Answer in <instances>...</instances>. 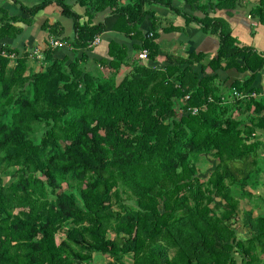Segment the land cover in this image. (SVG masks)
<instances>
[{
    "label": "trees",
    "instance_id": "1",
    "mask_svg": "<svg viewBox=\"0 0 264 264\" xmlns=\"http://www.w3.org/2000/svg\"><path fill=\"white\" fill-rule=\"evenodd\" d=\"M7 1L0 0V264H93L96 253L105 264L125 259L131 264H238L240 248L242 264H260L250 249L258 243L264 252V216L246 213L252 233L246 242L227 221L238 206L230 185L250 186L257 165L252 156L262 143L252 139L256 128L264 129V96L223 98L216 85V72L236 69L250 76L228 89L258 92L253 86L264 70V55L240 46L229 22L216 15H231L244 0H185L197 4L202 17L184 11L177 0H34L33 5L10 0L12 10L4 6ZM52 4L73 21L75 58L57 57L58 49L50 47L42 69L30 71L28 54L21 55L7 40L20 36ZM152 6L218 35L217 57L205 63L203 53L169 55V65L158 69L112 41V60H102L109 75L82 71L86 51L106 32L141 41L135 49L148 50L149 59L156 60L158 25L153 20L148 32L141 30L155 16ZM251 16L264 24V0ZM55 29L51 34L60 38ZM195 64H202L200 71ZM252 106L251 124L245 125L249 113H235L251 112ZM36 125H43L39 133ZM211 151L219 164L204 184L197 177L198 155ZM10 168L16 173L5 184L1 173ZM63 184L80 192L84 207L68 193H58ZM123 194H130L136 206L122 202ZM217 197L230 205L223 217L212 215ZM64 225L69 230L58 243Z\"/></svg>",
    "mask_w": 264,
    "mask_h": 264
},
{
    "label": "crops",
    "instance_id": "2",
    "mask_svg": "<svg viewBox=\"0 0 264 264\" xmlns=\"http://www.w3.org/2000/svg\"><path fill=\"white\" fill-rule=\"evenodd\" d=\"M22 1L24 3L27 2L24 0ZM31 1L34 2V0ZM4 6L7 7V9L12 10L14 4L12 1L8 0L4 4ZM75 9L80 13L85 12V8H82L79 5H75ZM151 9L155 12V16H149L141 25V30L144 33L148 32L153 26V20H155L158 25L159 35V37L156 39V43L160 45V53L156 60L149 59L147 61H140L143 65L158 69H164L169 65L167 60V57L169 55L187 58L189 54L192 53H203L206 55L205 63H208V61H211L213 58L217 57V53L220 47V38L218 35L204 33L197 23H191L188 26L186 20L183 17L178 16L174 12L164 7L152 6ZM182 9L191 14H195L201 17L203 16V13L199 11L197 4L191 5L189 3H186V6ZM212 11L213 10H211V12ZM52 12L53 14H51ZM54 12H61V15L59 14V16H53L55 15ZM107 12L108 11L100 13L96 21H103ZM40 14H44L46 18H50V16H52L54 17V19H51L50 21L47 20L44 23H41V25L38 24L39 22H34L31 27H27L25 31L16 39H8L7 42L14 48H17L21 55L26 54L25 52H28L27 54L30 55L28 57V62H30L31 58L34 57V54L38 56L37 53H39L38 58L42 59V51H44L46 47L45 41L49 38V34L47 35L44 32V25L48 22L50 24L58 23L60 24L59 32L62 33L61 37L58 39L65 37L66 40L63 41L67 43V46L62 48V53L59 52V54L57 53L56 56L59 55L58 57L63 58L65 55H68L70 57V60L73 61L75 58V52L73 50V47H71L70 45V43L73 42L75 38L73 21L64 17L62 14V9L56 4L48 6L37 16H39ZM211 14L214 16L213 13ZM216 15L225 18L229 22L233 35L238 39L240 46L252 47L258 53L264 55V24H261L257 19L252 18L251 13H249L248 9L240 6L238 9L233 10L231 15H229L226 11L217 12ZM173 28H177V30H171ZM112 41H116L120 44L129 46L130 54L139 55V53L141 52V50L135 49L137 45L142 44L141 41L128 38L118 32H106L93 45L90 46L89 50L86 51V55H88L89 59H87L85 62H82L81 65L83 66V64L86 63L88 70L93 72L94 74H96L94 70L97 67L96 65H98V67H100L104 71L106 76L109 75V69H107L106 66L102 64V60H112V58L109 56V47ZM33 47H35V49H32ZM32 50H34L33 54L30 53L32 52ZM167 50L170 52H167ZM42 61L37 62L35 65H33L34 67L29 66V70L33 69L36 72H39L43 66ZM201 67L202 64H195L194 66L197 71H199L198 68ZM216 74H218L219 77L217 79L216 85L221 88L223 98H226L230 95V90L228 88H230L233 83L239 80L243 81L250 76V73L243 74L236 69H230L228 71L219 70L218 72H216ZM253 88H256L258 92L247 94L239 93L240 96L237 97L247 100L253 98L260 100L261 97L264 96V70L258 75ZM232 93L233 95H235L234 90ZM246 111L247 110L245 109L237 111L235 115L237 116L242 113H249L250 115H253L255 106H252L251 112ZM252 141L261 142V149H264V129L256 128L254 139H252ZM252 157H255V155ZM252 169L254 170L255 168ZM257 171L260 182H263L262 180L264 179V172L261 170ZM254 172H252V174ZM249 192L253 195V197L250 198L253 200L255 198V195L250 190Z\"/></svg>",
    "mask_w": 264,
    "mask_h": 264
},
{
    "label": "rangeland",
    "instance_id": "3",
    "mask_svg": "<svg viewBox=\"0 0 264 264\" xmlns=\"http://www.w3.org/2000/svg\"><path fill=\"white\" fill-rule=\"evenodd\" d=\"M24 1H27L26 3L29 5H33L35 2V1L33 2L31 0H24ZM209 1L210 0H201L202 3H209ZM186 3H188V2H186L185 0H177L176 1V5H178L181 8H184L186 6ZM210 3H211V1H210ZM242 4H243L242 7L248 9L249 13H251V10L258 4V0H244L242 2ZM60 13L61 12H54L55 15H53V16H59ZM51 14H53V12ZM51 19H54V17L50 16V18H46V16L44 14H40L39 16L34 17L32 20L36 23L39 22L38 24L41 25V23H44L47 20L50 21ZM48 24H49L48 29L44 30V32L47 35L49 34V38L45 41V46H46L45 49H49L51 47V44H50L51 41L58 39L55 35L51 34L53 32V30L55 29V26L58 25L57 28L55 29L56 33H58L60 30V27H59L60 24H58V23L57 24H52V23L50 24L49 22H48ZM49 27H51V29ZM52 27H54V28L52 29ZM35 47H33L32 49H35ZM58 51L60 53H62V48H58ZM33 52H34V50H32V52H30V53L33 54ZM59 52H58V54H59ZM167 52H170V51L167 50ZM25 53H28V52H25ZM29 56L30 55H28V57ZM10 58L14 59L13 57H10ZM43 59H44V51H42V59L38 58V56H36L34 54V57L31 58L30 62H28L29 66L34 67L33 65H35L37 62H41ZM83 62H85V61H83ZM14 65H15V59L11 60L10 66L13 67ZM96 66L98 67V65H96ZM97 67L94 70V72L96 74H94L93 72L88 70L86 63L83 64V66L81 65V69L84 73H92L95 76H104L105 75L104 71L100 67H98V69H97ZM149 67H151V66H149ZM198 70L200 71L201 68H198ZM30 71H31V69H30ZM30 71L28 70L26 72V74H29ZM125 73H126V71H125ZM1 90L2 89H1V85H0V102H2ZM229 92H230V96L233 97V93L231 91H229ZM0 109H1V106H0ZM245 119H246L245 125L246 124L250 125L252 115L248 114V116H246ZM42 128H43V125H36L35 126V132L39 133L40 129H42ZM32 137H34V136H32ZM252 159H253L252 161H256L257 165H254V167H252V168H255L254 169L255 172L252 169V171L254 173L252 174V176L250 178V184H249L250 187L247 186L246 188L242 189V187H239L238 185L237 186L236 185H230L229 180H226V183L228 185H230V187H231V192H230L231 198H233L235 201L238 202L237 209H236L234 215L232 216V218L227 221V224L235 231L237 238L240 241H245V242L249 241L252 238L251 228L249 226L245 225L246 213H248L249 211H252L254 213V217H258V216L263 217L264 216V179L262 180L263 182H260V179L258 178V173H257L258 172L257 170H261L264 172V149H261V147H259L258 154L255 155V157H252ZM218 164H219V161L214 156V151H211L208 153H202V154L200 153L198 155L197 167H198L199 173H198L197 177L199 178L201 183L207 184V182L209 181V179L211 177V174L215 171ZM15 173H16V168H10L7 172L1 173L2 177L4 178L5 184H8L11 181L12 177L15 176ZM249 190L255 195V198L253 200L250 199L246 195V192H249ZM63 192H66L69 195H71L79 207H84V201H83L81 194L78 190L69 188L68 185L63 184L61 189H59L58 193H63ZM129 195L130 194H123L122 195V202L136 206V201L132 197H128ZM115 208H117V207H115ZM211 208H212V215L213 216L215 215L218 217H223L230 210V205H229V202H227L223 197H217L216 200L211 204ZM68 230H69V226L64 225L62 228V231L57 235L58 243H60L63 239H65L66 233ZM110 232L112 233L111 235L114 236V234H113L114 232L113 231H110ZM240 251H241V253H239V254L235 253V257L237 258L238 264H242V260L244 257V248H240ZM250 251H251V255L253 257L257 258V262H259L260 264H264V252L261 251V248L258 245V243H255L254 245H252ZM105 262H106V258L104 256H102L98 253H96L94 255V263L93 264H105ZM124 264H131V262H130V260L125 259Z\"/></svg>",
    "mask_w": 264,
    "mask_h": 264
},
{
    "label": "built area",
    "instance_id": "4",
    "mask_svg": "<svg viewBox=\"0 0 264 264\" xmlns=\"http://www.w3.org/2000/svg\"><path fill=\"white\" fill-rule=\"evenodd\" d=\"M98 40V39H97ZM96 40V41H97ZM51 48H53V49H58V48H64V47H66L67 46V43L66 42H64L63 40H61V39H57V40H53V41H51ZM6 56H8L6 53H4ZM37 55L39 56V53H37ZM10 57H15V55H12V56H10ZM139 59H140V61H147V60H149V52H148V50H146V49H144V50H142L140 53H139ZM235 95L236 96H240V94L237 92V91H235ZM198 112V109H194V111H193V113H197Z\"/></svg>",
    "mask_w": 264,
    "mask_h": 264
}]
</instances>
